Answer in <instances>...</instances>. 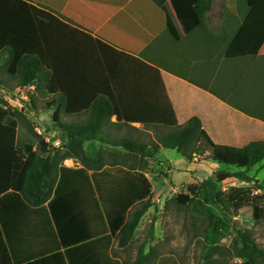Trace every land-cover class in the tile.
<instances>
[{"label":"trees","instance_id":"obj_1","mask_svg":"<svg viewBox=\"0 0 264 264\" xmlns=\"http://www.w3.org/2000/svg\"><path fill=\"white\" fill-rule=\"evenodd\" d=\"M153 2L166 14L170 34L177 41L184 35L180 23L188 20L195 27L202 26L204 16L213 5L212 0ZM246 2L248 12L225 51L227 59L256 57L264 46V0ZM14 79L18 88L37 82V90H40L50 83L52 74L38 55L26 54L18 62ZM63 95L47 101L46 107H55L52 118L56 129L68 139L64 145V159H76L81 165L77 168L63 166L55 157L57 149L30 124L14 118L15 113L10 117L0 113V264H21L32 260L31 264H34L39 256L48 252L33 254V249L39 236L58 239L50 212L53 207L62 209L75 227L82 234L84 232L85 238L88 235L91 238L102 236L96 253L92 250L97 264H121L111 256L112 239H118L119 248H128L135 240L142 218L153 205L149 178L127 158L146 154L149 146L155 152L161 148L175 149L187 160H192L204 152L201 145L205 142L215 162L246 171L264 161L263 141L251 142L243 148L216 144L203 129L199 117H193L181 126L157 127V139L151 143L135 141L120 134L123 125L112 121L114 105L105 95L96 98L83 121V115H78L82 122L64 123L61 119L66 97ZM30 102L33 109L35 102L33 99ZM22 113L25 114L18 112ZM115 131H118V136ZM89 141L121 147L125 154L119 162H107L103 152L87 151L85 143ZM234 176L244 181L253 180L245 172H237ZM200 188L202 186L196 183L189 184L186 191L178 193L173 200L178 205L188 206ZM225 198L231 203L234 216L249 206L255 220H264V194L241 189L232 194L219 193L215 201L219 203ZM132 208L135 209L128 216ZM9 215L11 222H8ZM99 223L100 233L96 230ZM239 236L241 247L238 255L242 261L237 264H260L264 259V249L258 247L249 235L239 231ZM61 248L59 242L58 251L52 254L62 256ZM31 250L30 254L26 253ZM133 264L183 263L173 254L157 255L154 249L147 251L142 245ZM201 264L219 263L217 257L210 255Z\"/></svg>","mask_w":264,"mask_h":264},{"label":"crops","instance_id":"obj_2","mask_svg":"<svg viewBox=\"0 0 264 264\" xmlns=\"http://www.w3.org/2000/svg\"><path fill=\"white\" fill-rule=\"evenodd\" d=\"M182 23L183 38L174 40L166 14L153 0H0L3 47L38 55L52 74L46 87L63 94V89H71L68 96L73 104L89 105V109L97 97L105 95L114 105L112 121L122 124V129L149 131L153 126H181L199 117L216 144L243 148L264 142V109L262 119L255 117L166 66L175 59L172 40L181 57L189 46L190 52H196L198 38L191 36L194 32L186 33ZM190 30H195L194 25ZM75 160L64 159L62 165L80 167ZM50 212L58 239L36 238L33 254L48 252L34 264H97L92 250L96 253L102 236L85 238L62 209L53 207ZM100 228L99 223L98 233ZM59 242L62 256L52 254ZM124 250L114 237L112 258L129 264L123 260Z\"/></svg>","mask_w":264,"mask_h":264},{"label":"rangeland","instance_id":"obj_3","mask_svg":"<svg viewBox=\"0 0 264 264\" xmlns=\"http://www.w3.org/2000/svg\"><path fill=\"white\" fill-rule=\"evenodd\" d=\"M212 2V9L204 16L202 26H194L195 30L189 31L193 26L192 22L187 20L182 23L186 33L194 32L191 36L195 34L198 38L196 52H190L193 48L189 46L187 51H183L185 55L181 57L177 42L172 40L171 50L174 51L175 59L166 66L174 74L200 84L212 95L235 103L253 116L262 119L264 46L257 57L237 59L225 57L227 47L247 15V2L246 0ZM189 39L190 36L187 41ZM2 43L0 40V113L6 117L15 113L14 118L30 124L35 130L37 127L40 131L37 133L57 149L56 159L63 162L64 145L68 139L56 129V123L52 118L55 107L51 109L46 107L47 101L62 96L63 93L56 88L45 87L37 90L35 84L19 90L14 77L18 62L26 51L13 49L10 51L9 48L3 47ZM63 90L66 103L61 120L64 123H73L80 121L78 115H83L81 117L83 121L89 105L73 104L68 96L72 94L71 89ZM22 97H31L30 99L35 102L33 109L28 102L24 105L23 111L26 115L18 114L20 111L13 106L22 100ZM157 127L164 126H154L149 131L124 128L119 133L129 134L133 140L148 144L157 139ZM115 132L118 136V131ZM226 139L227 137L221 138L222 141ZM201 146L204 152L192 160H187L175 149L161 148L155 152L151 146L146 154L139 153L127 158L128 162H133L132 164L149 178L152 184L153 205L142 218L133 244L124 250L125 258H122L124 262L131 264L139 247L144 245L147 251L152 248L157 255L173 254L183 264H201L210 255L217 257L219 264H237L242 261L238 255L241 247L239 231L249 235L258 247L264 249V220H255L251 207L242 208L239 215L234 216L233 207L226 198L219 203L215 201L219 193L232 194L241 189L264 194V161L246 171L218 164L212 159L208 144L202 142ZM85 148L89 152H103L105 157L107 156V162H119L125 154L121 147L97 141L88 142ZM237 172H245L253 177V180H240L234 176ZM193 183L202 186L194 201L188 206L174 202V197L186 191L187 186ZM259 263L264 264V259Z\"/></svg>","mask_w":264,"mask_h":264},{"label":"built area","instance_id":"obj_4","mask_svg":"<svg viewBox=\"0 0 264 264\" xmlns=\"http://www.w3.org/2000/svg\"><path fill=\"white\" fill-rule=\"evenodd\" d=\"M31 86H32V85L25 86V87H31ZM25 87H21V88H19V90H23ZM11 100H12V98H11ZM27 102H28L29 106H31L30 99H29L28 97H22V100H20L16 105H13V106H14L17 110H19L20 112H24V113L26 114V112L23 111V108H24V105H25ZM31 108H32V106H31ZM35 128H36V130H37L38 132H40L39 129H38L37 127H35Z\"/></svg>","mask_w":264,"mask_h":264}]
</instances>
